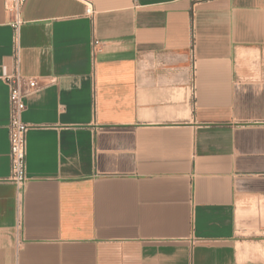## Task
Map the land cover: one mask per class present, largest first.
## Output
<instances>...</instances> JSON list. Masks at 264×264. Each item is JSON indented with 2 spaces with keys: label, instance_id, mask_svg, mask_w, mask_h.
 <instances>
[{
  "label": "crops",
  "instance_id": "obj_1",
  "mask_svg": "<svg viewBox=\"0 0 264 264\" xmlns=\"http://www.w3.org/2000/svg\"><path fill=\"white\" fill-rule=\"evenodd\" d=\"M88 1L24 6L19 195L0 0V264H264V0Z\"/></svg>",
  "mask_w": 264,
  "mask_h": 264
},
{
  "label": "built area",
  "instance_id": "obj_2",
  "mask_svg": "<svg viewBox=\"0 0 264 264\" xmlns=\"http://www.w3.org/2000/svg\"><path fill=\"white\" fill-rule=\"evenodd\" d=\"M86 7V15L94 19L96 11L92 3L88 0H82ZM27 0H6L7 11L10 16V26L13 31L12 44L14 53L15 68L13 73H7L3 69L1 78H3L10 87V122L8 125L10 140V160L11 176L9 181L14 184L19 195L29 182L27 172L28 155V132L29 126L24 122L23 115L26 111L24 101V80H26L19 71L21 54V33L24 26L23 9ZM101 51V44L98 41L92 43V54L97 55ZM192 67L196 70L195 54L192 51ZM193 92L195 93V87ZM196 242V240H194ZM193 242V243H194Z\"/></svg>",
  "mask_w": 264,
  "mask_h": 264
}]
</instances>
